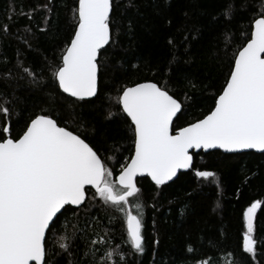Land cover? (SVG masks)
Here are the masks:
<instances>
[{
    "label": "trees",
    "instance_id": "obj_1",
    "mask_svg": "<svg viewBox=\"0 0 264 264\" xmlns=\"http://www.w3.org/2000/svg\"><path fill=\"white\" fill-rule=\"evenodd\" d=\"M47 2L0 0V103L16 98L8 105L12 134L17 136L41 109L51 110L61 126L78 132L100 149L102 158L113 157L107 160V166L114 169L115 175L133 148L127 118L116 101L119 87L145 80L167 84L181 100L186 92L193 96L192 106L176 126L202 118L214 106L213 96L222 90L230 72V58L238 46L246 43L242 33L250 29L255 11L249 5L229 21L217 15L224 0H169L167 5L161 0H134V7L128 6V0H113L112 42L100 56L103 67L98 95L76 102L55 86L49 68L50 64H59L61 50L73 33L71 9L75 4L73 0H51V12L38 7ZM243 2L235 0L237 9ZM21 11L25 14H19ZM185 12L199 35L191 40L187 52L183 46L180 48L179 63L173 66V49L167 37L184 23ZM213 16H217L216 21ZM164 17L172 20L170 27ZM4 25H8L7 31ZM225 29L235 34L227 56L222 35ZM145 62L150 67H145ZM24 68L34 75L25 73ZM188 80L198 83L200 90L189 91ZM110 112L113 116L108 118ZM3 122L0 114V125ZM113 142L120 151L110 147ZM194 169L214 171L215 182L199 180L194 170L179 174L162 190L147 178L136 179L142 192L133 204L140 202L143 206V254H132L123 214L95 196L93 189H86L84 204L76 209L64 208L47 231L45 264L80 261L87 241L97 235H106L108 240L95 246L101 249L97 256L104 250L114 251L110 264H121V255L127 264H233L232 254L246 258L239 264H264V245H257L255 257L242 253L246 230L243 212L257 200L262 206L254 219V236L258 241L264 239V154L200 152L195 155ZM64 235L72 238V256L58 247Z\"/></svg>",
    "mask_w": 264,
    "mask_h": 264
},
{
    "label": "snow or ice",
    "instance_id": "obj_2",
    "mask_svg": "<svg viewBox=\"0 0 264 264\" xmlns=\"http://www.w3.org/2000/svg\"><path fill=\"white\" fill-rule=\"evenodd\" d=\"M73 2V33L61 50L59 64H50L49 68L60 92L76 102H84L99 92L103 67L100 56L112 42L114 3L113 0ZM161 2L167 5L169 0ZM50 4L48 0L38 7L51 12ZM249 5L255 11L250 29L242 33L246 43L238 46L230 58L229 75L222 90L213 96L214 106L202 118L176 126V121L192 106L193 96L186 92L181 100L167 84L145 80L119 87L116 101L127 118L125 123L133 148L120 165L118 175L107 166V160L113 157L102 158L100 149L78 132L61 126L51 110L41 109L40 114L30 117L22 131L13 136L12 111L8 105L16 98L0 103V114L4 117L0 125V264H45L46 231L51 230L54 219L66 205L83 204L86 186L94 188L95 196L123 214L126 242L132 254H143V206L140 202L133 204V200L139 201L142 192L137 186V176L150 177L157 190L167 186L181 169L194 170L199 180L211 183L216 179L214 171L194 169L196 150L264 153V0H244L240 9L235 0H224L217 15L231 21L238 10H247ZM128 6L134 7V0H128ZM27 15L32 19L31 13ZM188 16L185 12L184 23L174 35L167 37V44L173 49L170 61L173 66L179 63L180 48L183 46L187 52L191 40L199 35L195 25L188 23ZM212 19L216 21L217 16ZM164 20L167 26L172 25L170 18ZM7 29L8 25H4L3 30ZM222 35L227 56L235 34L225 29ZM145 67L150 65L145 62ZM23 71L34 75L29 68ZM33 83L37 81L34 79ZM188 87L193 93L200 90V85L191 80ZM112 116L110 112L108 118ZM110 147L120 151L116 142ZM261 206L262 202L257 200L243 212L246 230L242 253L252 257L256 256L257 245H264V239L258 241L254 236V219ZM186 207L180 209L181 215ZM107 243L106 235L90 239L84 257L73 260L72 264H110L114 251L104 250L97 256L101 249L95 247ZM71 245L72 238L68 235L58 240L60 251L69 256H72ZM232 255L233 264L246 260L243 255ZM120 262L127 264L123 255Z\"/></svg>",
    "mask_w": 264,
    "mask_h": 264
},
{
    "label": "water",
    "instance_id": "obj_3",
    "mask_svg": "<svg viewBox=\"0 0 264 264\" xmlns=\"http://www.w3.org/2000/svg\"><path fill=\"white\" fill-rule=\"evenodd\" d=\"M107 47V45L105 46V48ZM64 94V93H63ZM64 95H66L67 96V94H64ZM71 98V97H70ZM73 99H75V98H73ZM90 99H93V98H88V99H86V100H90ZM212 151H220L221 153H223V154H242V153H248V152H252V153H256V154H264V153H260V152H258V151H256V150H245V151H243V152H240V153H225V152H223V150H220V149H210V150H207V151H204V150H196V152L197 153H200V152H203V153H208V152H212ZM189 170H183V169H181V170H178V173H177V176L176 177H174L173 178V180L172 181H170V182H168V184L169 183H171V182H173L177 177H178V175L179 174H181V173H186V172H188ZM119 174V173H118ZM141 178H147V179H149L150 180V182L152 183V184H154L152 181H151V178L150 177H148L147 175H144V176H137L136 177V179H141ZM86 189H93L94 191H95V189L94 188H92L91 186H86ZM85 201H86V199H85ZM84 201V202H85ZM84 202H83V204H84ZM82 204V205H83ZM81 205V206H82ZM72 207V208H79V207H81V206H79V207H77V206H74V205H66L65 206V208L66 207ZM64 210V209H63ZM62 210V211H63ZM61 211V212H62ZM60 214V213H59ZM58 214V215H59ZM56 219V218H55ZM54 219V220H55ZM48 231V230H47ZM47 231H46V234H47Z\"/></svg>",
    "mask_w": 264,
    "mask_h": 264
}]
</instances>
